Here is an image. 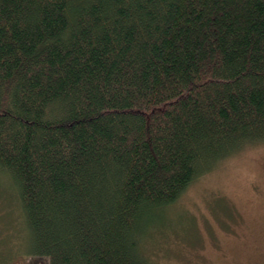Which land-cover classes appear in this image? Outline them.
<instances>
[{
    "label": "trees",
    "instance_id": "trees-1",
    "mask_svg": "<svg viewBox=\"0 0 264 264\" xmlns=\"http://www.w3.org/2000/svg\"><path fill=\"white\" fill-rule=\"evenodd\" d=\"M264 142V0H0V204L47 264H155L150 235Z\"/></svg>",
    "mask_w": 264,
    "mask_h": 264
},
{
    "label": "rangeland",
    "instance_id": "rangeland-1",
    "mask_svg": "<svg viewBox=\"0 0 264 264\" xmlns=\"http://www.w3.org/2000/svg\"><path fill=\"white\" fill-rule=\"evenodd\" d=\"M12 211L0 204V264H47L26 252L23 232L15 227L23 222L6 218ZM167 217V226L145 243L155 264H264V142L197 178Z\"/></svg>",
    "mask_w": 264,
    "mask_h": 264
}]
</instances>
